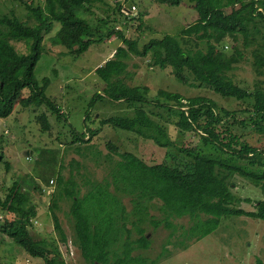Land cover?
I'll use <instances>...</instances> for the list:
<instances>
[{
	"label": "trees",
	"instance_id": "1",
	"mask_svg": "<svg viewBox=\"0 0 264 264\" xmlns=\"http://www.w3.org/2000/svg\"><path fill=\"white\" fill-rule=\"evenodd\" d=\"M12 1L18 2L26 12L21 17L13 9L9 12L0 9L1 117H7L20 103L22 106L44 104L57 120L65 118L60 104L45 93L49 77L44 76L39 81L34 74L41 55L51 48L45 42L46 34H49L47 38L51 46L61 45L63 48L59 51L60 56L69 55L75 59L90 44L103 41L116 32L123 45H117L113 54L94 68L103 83L100 92L92 94L89 104L95 97H107L121 105L122 112L101 117L100 125L90 126L95 118L88 107L83 117L84 129L77 132L72 127V138L60 142L66 146L73 145L74 151L83 157L94 156L98 151H94L91 138L99 132L101 125L108 124L166 147L170 143L168 123H173L184 131L197 133L203 145L180 146L183 155L168 154L173 158V164L162 161L149 163L132 151H119L117 145L108 140L110 150L120 157L109 163L108 176L101 181L84 180L88 187L82 193L75 177L76 174L83 175L79 170L83 163L71 158L69 174L64 177L62 169L66 148L42 146L32 162V173L18 174V179L13 178L0 196V244L11 238L27 254L42 257L44 264H66L58 249V240L66 242L67 234L54 211L63 197L71 200L69 211L73 237L69 240L91 264L156 262V259L147 262L145 257L130 255L134 246L128 240L121 243L120 252L111 249L124 231L129 232L125 227L129 214L135 215L137 222L144 220L148 201L154 198L161 201L165 225H172L170 219L175 216L186 215L191 220L187 227L181 226L177 233L180 238L199 239L213 231L220 219L228 215H247L264 220V197L255 199L251 210L237 205L242 200H249L237 195L234 181L237 175L264 187V147L240 141L238 127L247 122L238 117V110L219 106L215 115L216 104L209 97H186L165 88H158L154 97H148L147 85L125 81L133 73L127 70L128 58L132 55L149 56L150 66H171L182 83L207 87L225 97L250 99L249 106L242 110L250 111L249 123L264 131V88H248L235 81L231 75L235 65L225 57L227 52L224 49L225 42L230 41L236 44L235 51L242 57L243 49L238 46L241 35L243 47L252 46V63L257 74L264 76V0H189L197 12L193 22L177 34L164 33L145 42L139 36L127 37L113 24L120 19L137 18L141 25L146 11L141 10L134 17L133 3L126 5L127 8L121 0H115L112 9L117 16L110 18L106 15L91 23L83 13L92 12L91 0ZM155 1L178 5L183 0ZM55 23L58 26L52 33ZM17 41L24 42L25 50L17 49ZM25 87L28 92L24 95L22 90ZM203 102L207 103L205 109L199 106ZM36 120L43 130L51 126L46 110H41ZM1 136L0 162L8 170L11 160L5 157ZM29 156L26 155L27 160ZM105 157L111 156L106 153ZM42 181L51 187L50 192H47V187L45 192L51 198L49 208L53 228L59 234L57 242H48L39 232H36L39 236L33 233L37 207L24 188L32 193V190L40 188ZM2 188L0 182V191ZM124 194L130 196L131 210L126 211L122 202L121 195ZM133 223L139 232L138 243L147 246L148 235L138 227V223ZM175 231L173 227L170 235L174 236ZM111 252L114 255L112 262L109 261ZM0 264L7 263L0 261ZM252 264H264V261L256 258Z\"/></svg>",
	"mask_w": 264,
	"mask_h": 264
},
{
	"label": "rangeland",
	"instance_id": "2",
	"mask_svg": "<svg viewBox=\"0 0 264 264\" xmlns=\"http://www.w3.org/2000/svg\"><path fill=\"white\" fill-rule=\"evenodd\" d=\"M114 1L91 0L92 12L84 11L83 13L88 16L91 23H96L99 17L106 15H109L110 18L117 16L114 9H112ZM121 2L125 4V7L130 6L132 3L135 4L134 8L131 7L134 17H137L141 10L146 11L142 16L141 25H139L140 21L137 18H126L113 22L115 27L122 29L127 37L135 38L139 36L142 38V42L151 37H159L164 33L177 34L181 28L193 22L197 17L196 9L189 0H183L178 5L160 3L155 0H121ZM0 9L3 12H9L10 9H13L14 13L21 17H24L26 12L18 2L12 0H0ZM57 26L58 23H55L51 30L52 33ZM48 35L46 34L45 42L51 48L48 49L47 53L41 55L35 65L34 74L39 81L44 76L49 77V84L45 93L54 102L60 104V109L65 118L57 120L44 104L42 106H22L20 103H17L12 113L7 117L0 116V134L2 135L5 157L11 160V167L8 170H5L4 164L0 162V182L3 186L0 196L3 195L6 186L10 184L13 178L18 179L16 178L18 174L29 171L32 173V162L37 156L38 149L42 146H57L62 150L66 148L63 157L64 168L62 169L64 177L69 174V161L71 158L78 159L83 163L79 168L83 175L76 174L75 177L82 193L88 187L84 180L101 181L105 176H108L109 163L120 157L119 154L110 150L107 145L108 140L115 143L119 151H132L149 163L162 161L172 162L173 164L174 160L168 154L171 153L176 157L183 155L184 152H181L180 146H192L197 143L199 146L203 145L197 133L191 130L184 131L173 123H168L170 143L166 147H160L152 140L136 137L131 131L112 128L108 124L101 125L99 132L91 138L94 151H98L94 156L87 155V157H83L74 151L73 145L72 147L64 145L62 142L72 138V127L77 132L82 131L83 117L88 107H90L89 112L91 111L90 113L95 118V122L89 123L90 126L100 125L99 118L101 117L117 115L122 112L123 107L107 97H95L93 102L89 103L92 94L95 91L100 92L103 83L94 68L108 59L113 54L115 47L120 44L123 45V42L114 32L110 37L104 38L103 41L90 44L83 54L74 59L69 55L60 56L59 51L63 48L61 45L51 46V42L47 38ZM239 37L238 46L243 49L242 57L235 51L236 44L226 41L224 45L227 52L225 57L235 65L231 75L235 81L248 88H264V76L257 74L252 63L253 56L250 51L252 46L244 48L241 43L242 36ZM15 45L19 50H25L26 48L23 41H17ZM127 62V70L133 73L130 78L126 77L125 81L129 84L147 85L149 87L146 93L148 97H154L158 88H165L178 91L186 97L203 95L211 98L216 104L213 110L215 115L218 113L219 106L227 109H237L238 117L245 119L247 122L238 127V131L241 133L240 141L264 147V131L249 123L250 111L242 110L249 106L250 99L225 97L207 87H196L182 83L174 75L171 66H150L149 56L132 55ZM27 92L28 89L25 87L22 93L25 95ZM199 106L205 109L207 103L203 102ZM41 110H46L50 120L51 126L48 130H43L41 124L36 120V116ZM106 153L110 154L111 157L106 158ZM26 155H30L29 160L26 159ZM234 181L237 184V195L241 198H249V200L238 202L237 205L247 210L254 209V200L264 197V187L255 185L248 179L238 175L234 178ZM40 184L41 190L40 188L35 189L32 190V193L24 188L37 207V213L33 217L34 223H32L33 233L36 236L41 234L48 242H52V240L57 242L59 234L53 228V219L49 208L51 198L45 192L46 187L47 189H51V187L48 186L49 183L43 181ZM110 189L113 190L112 185H110ZM121 198L126 211L131 210L133 203L130 196L124 194L121 195ZM70 204V198L63 197L59 200L58 207L54 208L67 234L66 242H59L58 240V249L64 261L67 260L66 264H91L84 259L78 247L69 240H72L73 237L72 216L69 211ZM160 204L161 201L158 198L148 201L146 216L140 222L135 221V215L129 214L125 221V227L129 229V232L124 231L121 238H118L111 246V249L120 252L121 243L126 240L131 241L134 248L131 250L130 255L145 257L147 262L156 259V262L152 264H252L256 258L264 261L263 219L247 215H228L220 219L218 226L213 231L199 239L180 238L177 233L181 230V226L187 227L191 224V220L186 215L175 216L170 219L172 225H165ZM1 220L0 214V222ZM153 220L157 223L154 224ZM133 221L138 223V227L142 228L148 235L147 246L143 247L138 243L139 232ZM173 227L176 230L174 236L170 235ZM36 232H39V234ZM126 236L129 238H124ZM186 244L187 247L185 248ZM71 250H73V253L70 252ZM2 259L7 264H44L42 257L27 254L11 238H7L4 244H0V260ZM109 259L110 262L114 260L112 252ZM121 264L143 263L124 262Z\"/></svg>",
	"mask_w": 264,
	"mask_h": 264
},
{
	"label": "crops",
	"instance_id": "3",
	"mask_svg": "<svg viewBox=\"0 0 264 264\" xmlns=\"http://www.w3.org/2000/svg\"><path fill=\"white\" fill-rule=\"evenodd\" d=\"M7 240V239H6ZM6 240L4 242H6ZM4 242L2 244H4ZM1 262H6L4 259L0 260ZM67 261V260H66ZM11 263V262H10ZM27 264V263H26Z\"/></svg>",
	"mask_w": 264,
	"mask_h": 264
},
{
	"label": "built area",
	"instance_id": "4",
	"mask_svg": "<svg viewBox=\"0 0 264 264\" xmlns=\"http://www.w3.org/2000/svg\"><path fill=\"white\" fill-rule=\"evenodd\" d=\"M50 191H51V189H47V192H50ZM70 252L73 253V250H71Z\"/></svg>",
	"mask_w": 264,
	"mask_h": 264
},
{
	"label": "water",
	"instance_id": "5",
	"mask_svg": "<svg viewBox=\"0 0 264 264\" xmlns=\"http://www.w3.org/2000/svg\"><path fill=\"white\" fill-rule=\"evenodd\" d=\"M26 154L28 153V152H25Z\"/></svg>",
	"mask_w": 264,
	"mask_h": 264
}]
</instances>
